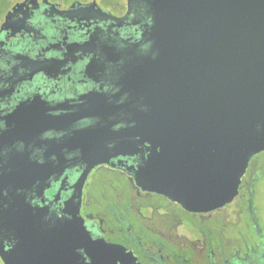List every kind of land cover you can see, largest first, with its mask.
I'll return each mask as SVG.
<instances>
[{
    "label": "flooded vegetation",
    "instance_id": "1",
    "mask_svg": "<svg viewBox=\"0 0 264 264\" xmlns=\"http://www.w3.org/2000/svg\"><path fill=\"white\" fill-rule=\"evenodd\" d=\"M152 7L0 0V264L90 263L108 244L134 264H238L240 228L262 237L244 254L262 249L264 176L253 167L264 172V150L233 200L214 209L187 207L159 184ZM63 227L76 233L65 236L72 252L60 242L53 252L18 250L24 237L44 240ZM122 258L116 264H128Z\"/></svg>",
    "mask_w": 264,
    "mask_h": 264
},
{
    "label": "water",
    "instance_id": "2",
    "mask_svg": "<svg viewBox=\"0 0 264 264\" xmlns=\"http://www.w3.org/2000/svg\"><path fill=\"white\" fill-rule=\"evenodd\" d=\"M148 1L159 52L148 92L156 176L185 206L214 209L233 200L251 157L264 150V0ZM69 228L24 237L18 250L53 252L60 242L72 252ZM106 248L76 264H116L119 256L134 264L123 246Z\"/></svg>",
    "mask_w": 264,
    "mask_h": 264
},
{
    "label": "rangeland",
    "instance_id": "3",
    "mask_svg": "<svg viewBox=\"0 0 264 264\" xmlns=\"http://www.w3.org/2000/svg\"><path fill=\"white\" fill-rule=\"evenodd\" d=\"M259 166L260 165H254V167H253V171H257V174H258L257 177L258 178L264 176V172L262 170L258 169ZM262 181H263V179H262ZM258 191L261 192L262 198H260V199H262V201L264 202V184H262V186H260V188L258 189ZM111 201H112L111 198H110V200H105L104 205H105L106 208H108V207H110L111 205L114 204ZM261 206L263 207V208L261 207V212H263V215H264V204L263 205L261 204ZM240 231H242V233L238 232V234L241 235V237H239L240 243L238 245H239V247H242L243 250H245V247L247 246L248 243H252L253 244V243H256V242L260 241V239L258 237L254 236L255 233L258 234L257 232L254 231V233H250L248 230H245L244 228H240ZM261 233H263V236H264V227H263V232L261 231ZM251 252L252 251H249L248 254H244V252L243 253H238L237 252V253H235V256H236V258L244 257L245 259H248V260L250 259L251 260L252 254L255 253L253 251V253L250 254ZM226 256L229 259L234 257V256L233 257L229 256V253ZM263 256H264V253H263ZM250 260H249V262H246L245 264L251 263Z\"/></svg>",
    "mask_w": 264,
    "mask_h": 264
},
{
    "label": "trees",
    "instance_id": "4",
    "mask_svg": "<svg viewBox=\"0 0 264 264\" xmlns=\"http://www.w3.org/2000/svg\"><path fill=\"white\" fill-rule=\"evenodd\" d=\"M263 218H264V216H263ZM260 240H262V237L260 236ZM259 246H262V249L260 250V251H257V249L256 250H254V252L256 253H254L255 255H253V257L251 258V263H249V264H264V256H263V253H264V245L263 244H259ZM241 252L243 253H245V251L242 249L241 250ZM238 260H239V263L238 264H245L246 262H249V260L248 259H245L244 257H241V258H238Z\"/></svg>",
    "mask_w": 264,
    "mask_h": 264
}]
</instances>
